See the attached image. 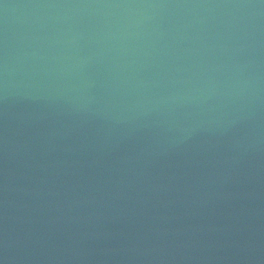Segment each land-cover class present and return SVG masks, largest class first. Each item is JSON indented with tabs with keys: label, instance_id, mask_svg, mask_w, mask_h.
<instances>
[{
	"label": "water",
	"instance_id": "1",
	"mask_svg": "<svg viewBox=\"0 0 264 264\" xmlns=\"http://www.w3.org/2000/svg\"><path fill=\"white\" fill-rule=\"evenodd\" d=\"M0 264H264V0H0Z\"/></svg>",
	"mask_w": 264,
	"mask_h": 264
}]
</instances>
